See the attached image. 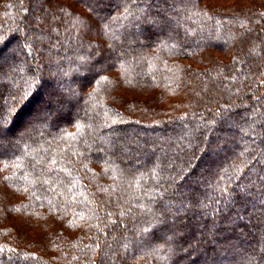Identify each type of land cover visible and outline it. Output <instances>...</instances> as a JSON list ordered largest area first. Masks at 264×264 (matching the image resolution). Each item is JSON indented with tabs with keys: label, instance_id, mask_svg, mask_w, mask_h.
Here are the masks:
<instances>
[{
	"label": "trees",
	"instance_id": "obj_1",
	"mask_svg": "<svg viewBox=\"0 0 264 264\" xmlns=\"http://www.w3.org/2000/svg\"><path fill=\"white\" fill-rule=\"evenodd\" d=\"M0 264H264V0H0Z\"/></svg>",
	"mask_w": 264,
	"mask_h": 264
},
{
	"label": "rangeland",
	"instance_id": "obj_2",
	"mask_svg": "<svg viewBox=\"0 0 264 264\" xmlns=\"http://www.w3.org/2000/svg\"><path fill=\"white\" fill-rule=\"evenodd\" d=\"M226 39H227V41H230L229 38H226ZM13 49H14V50L10 49V52L16 50L15 48H13ZM19 51H20V50H19ZM20 56H21V52H20ZM14 65H16V62H14L13 59H11V60H10V59H7L6 63H4V69H7V70H10L11 68L13 69ZM19 66H21V64H19ZM3 81H4V80H2V82H3ZM6 109H9V107H7ZM24 128L26 129V131H27V130L34 129L33 124L31 125L30 122H29V124L24 125Z\"/></svg>",
	"mask_w": 264,
	"mask_h": 264
},
{
	"label": "snow or ice",
	"instance_id": "obj_3",
	"mask_svg": "<svg viewBox=\"0 0 264 264\" xmlns=\"http://www.w3.org/2000/svg\"><path fill=\"white\" fill-rule=\"evenodd\" d=\"M53 163H55V162L53 161Z\"/></svg>",
	"mask_w": 264,
	"mask_h": 264
}]
</instances>
